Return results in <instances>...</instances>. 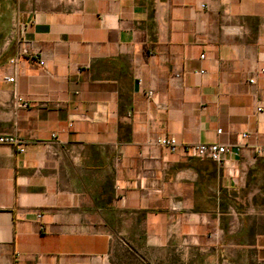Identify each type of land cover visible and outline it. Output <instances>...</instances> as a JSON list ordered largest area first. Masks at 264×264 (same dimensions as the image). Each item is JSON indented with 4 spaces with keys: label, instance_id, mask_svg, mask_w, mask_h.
Returning a JSON list of instances; mask_svg holds the SVG:
<instances>
[{
    "label": "crops",
    "instance_id": "crops-1",
    "mask_svg": "<svg viewBox=\"0 0 264 264\" xmlns=\"http://www.w3.org/2000/svg\"><path fill=\"white\" fill-rule=\"evenodd\" d=\"M261 68L264 0H0V264H264Z\"/></svg>",
    "mask_w": 264,
    "mask_h": 264
},
{
    "label": "built area",
    "instance_id": "built-area-1",
    "mask_svg": "<svg viewBox=\"0 0 264 264\" xmlns=\"http://www.w3.org/2000/svg\"><path fill=\"white\" fill-rule=\"evenodd\" d=\"M21 57L28 58L40 66L44 65V61L40 55V52L36 49H31L22 38H19L17 41L16 52L9 59V62L15 65L17 60ZM260 71L264 73V68H261ZM6 80L9 82H13L14 77H7ZM250 81L253 82V79H250ZM151 94L152 92L148 91V96H151ZM15 99L16 101L20 100L17 96L15 97ZM220 132L221 130L218 129L217 133H220ZM242 136L246 137L247 134L243 133ZM156 142L164 146L171 153H176L178 151H181L191 156L210 159L216 162L220 166H225L227 163L226 155L229 152V150L226 144H223V143L198 142V143L188 144V143L179 142L173 136H160L156 139ZM0 143L12 145L16 152H23L24 150L21 141L15 136L0 135ZM256 150L258 152H264V147L257 148ZM38 216H40V214H38ZM17 257H18V253H15L14 254V264H17V262L15 261Z\"/></svg>",
    "mask_w": 264,
    "mask_h": 264
},
{
    "label": "water",
    "instance_id": "water-1",
    "mask_svg": "<svg viewBox=\"0 0 264 264\" xmlns=\"http://www.w3.org/2000/svg\"><path fill=\"white\" fill-rule=\"evenodd\" d=\"M136 86H137V83H136V81H134V88H136Z\"/></svg>",
    "mask_w": 264,
    "mask_h": 264
}]
</instances>
